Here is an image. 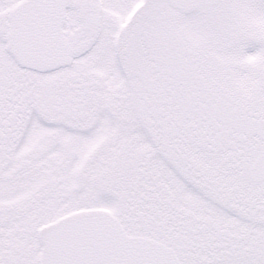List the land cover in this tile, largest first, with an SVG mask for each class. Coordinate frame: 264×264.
<instances>
[{
    "label": "snow or ice",
    "instance_id": "1",
    "mask_svg": "<svg viewBox=\"0 0 264 264\" xmlns=\"http://www.w3.org/2000/svg\"><path fill=\"white\" fill-rule=\"evenodd\" d=\"M0 264H264V0H0Z\"/></svg>",
    "mask_w": 264,
    "mask_h": 264
}]
</instances>
